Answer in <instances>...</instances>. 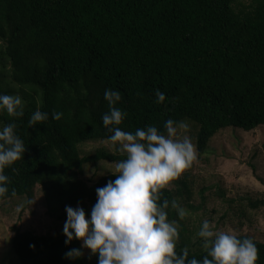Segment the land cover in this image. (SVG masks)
<instances>
[{"label":"trees","instance_id":"obj_1","mask_svg":"<svg viewBox=\"0 0 264 264\" xmlns=\"http://www.w3.org/2000/svg\"><path fill=\"white\" fill-rule=\"evenodd\" d=\"M236 0H0V94L19 95L24 115L0 111V128L14 123L24 141L23 159L4 169L9 193L0 201L25 197L30 205L39 185L47 215L61 222L54 235L15 227L13 264H98L68 259L82 241L65 244V207L80 206L90 216L96 189L114 181L108 174L93 185L82 179L87 164H116L124 155L97 150L80 155L78 144L109 141L103 125L109 112L106 89L119 90L115 106L127 113L126 132L155 126L166 134L168 119H188L199 127L196 147L222 130L253 131L264 126V0L235 7ZM166 99L157 103L156 90ZM37 110L48 120L30 126ZM55 112L63 113L59 120ZM264 149V143H263ZM16 195L12 196V190ZM182 189L162 190L181 199ZM169 219L179 222L169 207ZM264 264V242L250 235ZM202 260L207 249H190ZM83 252V249H82Z\"/></svg>","mask_w":264,"mask_h":264},{"label":"clouds","instance_id":"obj_2","mask_svg":"<svg viewBox=\"0 0 264 264\" xmlns=\"http://www.w3.org/2000/svg\"><path fill=\"white\" fill-rule=\"evenodd\" d=\"M157 103L165 94L156 90ZM109 112L102 116L103 125L113 133L109 140L119 145L125 158L115 164L116 176L105 186L96 189L97 201L86 217L85 210L66 206L63 234L65 244L73 239L82 241L81 248L65 253L68 259H79L82 249L98 255V264H257L259 249L253 239L219 231L209 221H202L197 236L202 239L207 255L202 260L189 259L185 247L176 251L180 239V224L169 219L171 206L180 220L189 215L177 200L162 198V190L169 187L197 161V149L192 139L181 131L189 130L187 121L165 122L166 134L155 126L126 132L118 127L127 113L115 105L121 101L119 90L106 89ZM0 111L13 117L24 115V102L19 95L0 94ZM63 113L55 112L59 120ZM48 113L37 110L29 119L30 126L48 120ZM9 123L0 128V198L9 193V177L4 169L23 159L24 141ZM16 195L15 190L11 192Z\"/></svg>","mask_w":264,"mask_h":264},{"label":"rangeland","instance_id":"obj_3","mask_svg":"<svg viewBox=\"0 0 264 264\" xmlns=\"http://www.w3.org/2000/svg\"><path fill=\"white\" fill-rule=\"evenodd\" d=\"M251 1L236 0L235 7ZM182 121L189 123V130L181 131V138L189 136L196 146L199 127L188 119ZM263 143L264 126L249 132L228 128L208 141L203 154L197 150V161L167 187L182 189L184 184L187 190L180 202L189 215L178 222L180 239L177 245L185 241L190 249H205L202 239L197 236L204 220H209L216 230L247 234L264 242ZM76 148L82 156L97 150L124 155L118 151V144L109 141L81 143ZM114 171V163L99 161L84 167L82 179L93 185ZM13 227L36 235H54L61 231V222L46 213L39 185L34 189L30 205L22 196L0 201V264H13ZM83 256L90 259L93 254L83 249Z\"/></svg>","mask_w":264,"mask_h":264}]
</instances>
